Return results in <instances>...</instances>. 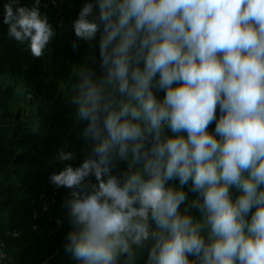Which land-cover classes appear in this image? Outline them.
<instances>
[{
	"label": "clouds",
	"instance_id": "1",
	"mask_svg": "<svg viewBox=\"0 0 264 264\" xmlns=\"http://www.w3.org/2000/svg\"><path fill=\"white\" fill-rule=\"evenodd\" d=\"M40 2L4 5L8 36L35 58L56 35ZM73 30L99 34L100 72L80 66L72 87L88 154L49 176L71 189L65 251L264 264V0H88Z\"/></svg>",
	"mask_w": 264,
	"mask_h": 264
},
{
	"label": "trees",
	"instance_id": "2",
	"mask_svg": "<svg viewBox=\"0 0 264 264\" xmlns=\"http://www.w3.org/2000/svg\"><path fill=\"white\" fill-rule=\"evenodd\" d=\"M49 1L41 0L40 10L56 35L45 54L35 58L26 44L8 36L3 20L9 0H0V251L7 254L0 264H78L65 251L72 230L65 206L71 189L56 188L49 176L66 164L79 166L88 154L85 124L75 118L71 95L80 66L100 72L99 34L90 42L75 37L73 21L88 0H61L59 7L47 9L43 4ZM33 2L19 0V6L31 7ZM158 95L162 98L163 93ZM60 151L75 158L61 162ZM125 167L118 164V170ZM232 193L233 198L239 195L235 189ZM192 214L198 215L194 210ZM145 259L146 254L137 264Z\"/></svg>",
	"mask_w": 264,
	"mask_h": 264
},
{
	"label": "built area",
	"instance_id": "3",
	"mask_svg": "<svg viewBox=\"0 0 264 264\" xmlns=\"http://www.w3.org/2000/svg\"><path fill=\"white\" fill-rule=\"evenodd\" d=\"M43 6L47 9L50 7L57 8L59 7V4L55 0H50L49 2L43 4ZM14 235L17 236L18 232H14ZM6 257H7V254L3 251H0V262L4 261Z\"/></svg>",
	"mask_w": 264,
	"mask_h": 264
},
{
	"label": "rangeland",
	"instance_id": "4",
	"mask_svg": "<svg viewBox=\"0 0 264 264\" xmlns=\"http://www.w3.org/2000/svg\"><path fill=\"white\" fill-rule=\"evenodd\" d=\"M57 2H58V4H59V2H61V0H56Z\"/></svg>",
	"mask_w": 264,
	"mask_h": 264
}]
</instances>
